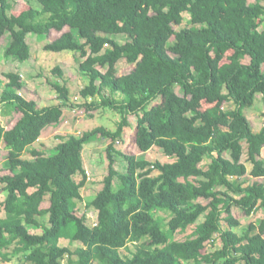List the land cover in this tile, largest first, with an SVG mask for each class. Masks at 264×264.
<instances>
[{
	"label": "trees",
	"instance_id": "obj_1",
	"mask_svg": "<svg viewBox=\"0 0 264 264\" xmlns=\"http://www.w3.org/2000/svg\"><path fill=\"white\" fill-rule=\"evenodd\" d=\"M37 2L40 8L0 0V42L11 35L5 55L25 61L29 33H60L45 50L78 52L89 77L81 96H100L82 106L109 107L121 119L114 131L99 126L71 135L52 154L34 149L33 158H24L43 130L60 122L70 89L52 83L60 103L38 107L21 94V75L5 73L0 111L17 117L0 126V146L8 152L0 167V264L10 261L12 245L31 264H62L65 257L67 264H264V216L239 234L241 221L233 213L235 207L247 216L264 211V182L240 180L264 177V126L255 132L244 113L258 93L264 101L262 0ZM184 13L192 26L175 30ZM111 34L128 40L119 43ZM120 59L134 66L129 73H118ZM54 70L63 76L61 68ZM229 102L232 108L225 109ZM130 126L140 151L157 146L173 161L152 162L118 150L117 143L131 142L125 133ZM97 134L110 138L109 166L103 187L86 203L95 210L90 225L87 214L75 210L88 181L82 150ZM243 141L250 172L242 160ZM115 153L127 162L123 173L114 168ZM206 158L210 162L203 166ZM31 225L44 228L32 233ZM190 226L189 237L176 239ZM62 239L81 245L62 246ZM218 239L221 245L208 250ZM129 243L135 250L123 255Z\"/></svg>",
	"mask_w": 264,
	"mask_h": 264
},
{
	"label": "rangeland",
	"instance_id": "obj_2",
	"mask_svg": "<svg viewBox=\"0 0 264 264\" xmlns=\"http://www.w3.org/2000/svg\"><path fill=\"white\" fill-rule=\"evenodd\" d=\"M256 0H249L250 3ZM13 6L18 7L21 4L29 3L36 8H40V4L37 0H10ZM264 4V0H262ZM192 24L189 20L188 13H184V22L181 25H174L175 30H180L184 27H191ZM260 29H264V18ZM60 33L43 34L38 35L35 33H29L27 35V42L30 45L31 55L30 58L25 61L16 60L14 57L5 55V48L11 41L10 33L4 35L0 42V94L4 88V83L6 81V72H16L21 75L22 81L24 82V87L21 89V94L30 100L36 101L38 107L50 106L60 103L58 98V93L53 89L52 83L60 82L64 83L70 89V106L64 109L63 116L59 123L52 124L45 128L42 132L41 137L24 153V158H33L30 153L31 150H41L47 154H52L55 151L56 146L63 140H67L71 135L81 136L83 132L90 131L96 127L102 126L108 130L114 131L117 128V123L121 119L120 112L114 109L101 108L100 110H88L85 106H82L85 101L90 102L92 100L100 101V96L88 97L84 99L81 96V89L85 87L89 82V77L81 71L80 64L84 60L78 52L73 51H61L55 52L50 50H45V45L52 41L54 38L58 37ZM110 37L117 40L119 43H124L128 40L126 34H111ZM59 67L63 71V76L60 75L54 68ZM133 65L126 62L125 59H120L117 63V71L120 75L127 74L133 69ZM179 94H182L180 88H176ZM105 96L111 95L109 90L103 92ZM115 97H120L115 95ZM232 104L226 103L225 109L232 108ZM245 115L248 117L252 129L258 132L264 126V101L261 94L256 95L254 105L244 109ZM8 116L4 115L3 111H0V126H9L14 122L17 114ZM134 117L131 118V122L134 123ZM126 140H131L130 143H117L116 148L122 152H134L138 158H144L152 162H171L173 158L166 155L165 152L155 146L147 152L140 151L136 144L133 143L135 131L133 128L126 127ZM128 136V137H127ZM130 136V137H129ZM110 143V138L105 137L101 134H97L95 138L87 141L82 150V158L84 167L87 171L88 181L86 185L81 189L82 200H77L76 214L82 216L87 214V223L94 225L95 223V210L87 208L86 203L92 200L97 192L103 187V179L108 174L109 159L107 156V147ZM244 155L242 160L246 163L248 171L252 169V164L248 162L247 159V143L243 141ZM7 150L4 148L2 143L0 146V167H2L3 162L7 157ZM226 157H229V152L225 153ZM259 158L264 160V148L259 156ZM116 163L114 168L118 172H125L127 162L120 154L115 153ZM210 162L208 158L204 159L202 165L205 166ZM158 172L155 171L154 174ZM75 179L79 181L81 176H76ZM234 179V178H233ZM240 180L246 183H252L255 180L264 182V177L252 178L247 174L244 178ZM117 179L114 181V188L116 187ZM5 193L1 192L0 196L3 197ZM206 203L205 199L201 200ZM235 217L241 221V226L237 227L235 230L242 234L245 227L250 222H256L264 216V211L258 209L255 213L250 216L245 215L238 207L233 209ZM166 215V214H161ZM202 216L198 222L203 221ZM40 222L48 225L46 217L40 218ZM29 227L32 233H41L43 228L39 225H31ZM194 229V226H190L187 230L183 232H178L176 234V239L183 240L189 237ZM62 246H69L75 248L80 244V242L69 243L68 239H62L60 241ZM221 245L220 240L216 241V244L208 243V250H214ZM135 250V244L129 243L126 249H122L121 253L127 255L131 251ZM8 253L10 254V261L5 264H31V262L25 259L23 253L15 252L14 245L9 247ZM1 259V258H0ZM1 261V260H0ZM62 264H67V257L61 260ZM97 264V263H96ZM181 264H195L191 262H182Z\"/></svg>",
	"mask_w": 264,
	"mask_h": 264
},
{
	"label": "crops",
	"instance_id": "obj_3",
	"mask_svg": "<svg viewBox=\"0 0 264 264\" xmlns=\"http://www.w3.org/2000/svg\"><path fill=\"white\" fill-rule=\"evenodd\" d=\"M6 116H8V117H7L8 119L11 117V115H6ZM252 178H254V177H252ZM258 181H259V180H258Z\"/></svg>",
	"mask_w": 264,
	"mask_h": 264
}]
</instances>
